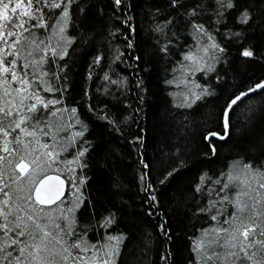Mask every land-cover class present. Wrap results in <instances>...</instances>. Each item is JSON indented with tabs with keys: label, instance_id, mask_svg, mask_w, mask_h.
Masks as SVG:
<instances>
[{
	"label": "trees",
	"instance_id": "1",
	"mask_svg": "<svg viewBox=\"0 0 264 264\" xmlns=\"http://www.w3.org/2000/svg\"><path fill=\"white\" fill-rule=\"evenodd\" d=\"M43 23L31 31L59 53L40 93L62 125L52 215L91 264H219L205 233L234 212L227 176L264 194V0H64Z\"/></svg>",
	"mask_w": 264,
	"mask_h": 264
},
{
	"label": "snow or ice",
	"instance_id": "2",
	"mask_svg": "<svg viewBox=\"0 0 264 264\" xmlns=\"http://www.w3.org/2000/svg\"><path fill=\"white\" fill-rule=\"evenodd\" d=\"M35 2L34 11L29 0L28 10L17 16L20 3L11 7L10 14V4L0 0V21H3L0 23L3 42L0 46V100H3L0 134L5 138L2 151L6 154L0 155V264H91V258L85 255L90 246L74 233L71 217L63 209L59 216L52 215L50 206L59 198L53 182L62 184L63 181L49 173L59 155L57 135L62 125L50 119L57 117V110L48 111L59 101L46 100L40 93L52 91L45 79L48 73L43 70L49 50L52 56L59 53L31 31L35 27H50L43 23V8L61 9L64 0ZM21 17L36 20L37 24L25 27L28 21ZM67 17L68 12L64 10L62 19ZM5 29L8 30L5 32ZM63 31L60 27L59 32ZM12 37L15 39L10 40ZM244 55L251 53L246 51ZM192 58L185 56L187 60ZM12 133L15 135L8 140ZM42 137H48L51 144L41 142ZM246 167L250 170V166ZM227 181L220 189L225 194L219 202H227L234 212L218 221L217 228L205 233L212 236L213 255L208 259L219 264H264V194L251 188L240 176L229 174ZM231 188L238 191L229 195L226 190ZM260 188H264V183ZM252 192H256L255 197ZM215 206L213 203L212 207ZM67 211L70 213L71 209ZM218 214L224 216L225 211ZM59 219L65 220L63 227ZM212 219L217 220V215ZM73 236L76 238L72 239ZM73 250H77L75 254Z\"/></svg>",
	"mask_w": 264,
	"mask_h": 264
}]
</instances>
